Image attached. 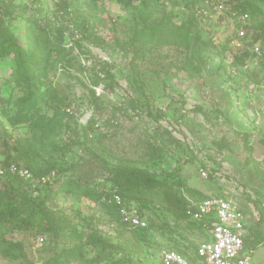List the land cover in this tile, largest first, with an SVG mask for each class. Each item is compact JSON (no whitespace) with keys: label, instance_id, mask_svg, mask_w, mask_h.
I'll return each instance as SVG.
<instances>
[{"label":"rangeland","instance_id":"obj_1","mask_svg":"<svg viewBox=\"0 0 264 264\" xmlns=\"http://www.w3.org/2000/svg\"><path fill=\"white\" fill-rule=\"evenodd\" d=\"M12 1L15 5L28 3L32 8L38 5L35 0ZM162 1L173 3V0H152ZM56 2L49 0V24L43 23L39 33L52 48L41 76L66 98L68 130L64 129L57 138L60 153L49 149L40 165L44 169L55 165L56 170L46 177L49 178L46 184L35 182L26 194L40 199L51 194L52 200L47 205L59 219L57 233L51 226H45L48 231L36 228L24 232L6 227L5 237L23 241L28 257L35 264H55L58 255L74 246L70 241L73 230L84 233L85 260L69 261L63 257L62 264H161L164 247L191 248L193 243L200 242L202 238L196 231L172 218L162 201L163 188L149 195L148 208L136 205L138 214L149 225L146 230L123 227L100 204L79 200L73 194L57 193L56 181L75 180L80 174L86 176L85 182L90 181L92 188L104 194L117 189L108 169L119 158L132 160L136 167L166 181L176 193L181 191L177 185L180 180L206 196L230 198L246 210L250 223H255L257 215L248 205L246 195L258 201L264 213L262 63L248 56L244 65L228 70L219 48L185 52L173 44L169 35H158L144 44L135 41L142 24L134 10L143 9L142 1L127 7L117 0H80L75 5L89 10V31L85 34L66 16L54 14ZM171 8L176 13L173 25H179L187 15ZM254 20L256 25L264 22V2ZM214 23L215 42L222 45L234 33L236 21L222 15ZM7 27L27 46L21 18L11 20ZM256 45L260 51L257 59L264 57L261 43ZM59 47L65 49L62 56L57 55ZM132 61L140 75L133 71ZM183 65L195 75L194 79L185 71L176 70L175 67ZM15 69L11 58L0 62V132L10 137V145L31 138L27 125L10 124V118L17 113L14 103L22 95ZM254 71H260L259 85ZM147 104L154 115L161 113L159 124L150 119ZM196 106L202 107L203 112H195ZM43 113L53 114L47 107ZM168 133L179 144H169ZM244 135L252 152L245 147ZM223 141L227 145L222 150L218 144ZM2 143L0 166L9 151ZM247 157L251 163H245ZM256 166L262 176L257 175ZM202 170L207 179L202 177ZM5 182L4 177L0 178V190ZM253 263L264 264V243L255 251ZM0 264L26 262L0 256Z\"/></svg>","mask_w":264,"mask_h":264},{"label":"trees","instance_id":"obj_2","mask_svg":"<svg viewBox=\"0 0 264 264\" xmlns=\"http://www.w3.org/2000/svg\"><path fill=\"white\" fill-rule=\"evenodd\" d=\"M35 1L38 5L32 8L28 3L15 5L12 0H0V62L7 58L14 60L16 68L15 80L22 88V95L14 103L17 107V113L10 118V124L12 127L25 124L31 134L30 139L18 140L14 145H10L8 142L10 137L2 135L0 132V142H3L2 144L9 148L7 157L1 167L5 169H8L11 165H16L19 168L23 167L30 170L35 179H41L51 175L54 172L52 170H56L54 169L55 165L47 169L40 167V165L43 162L44 154L49 149L54 151L55 154L60 153L61 149L57 138L61 136L64 129L65 132L68 130L67 122H65L67 114L64 112L68 108V104L66 98L61 95L58 89L51 83H47L46 79L41 76L43 74L42 69L51 54L52 48H50L48 41L42 38L39 33H41L43 23H45L44 25L49 24L48 16L50 15V10L48 6L49 0ZM79 1L57 0L55 5L58 8L54 11V14L60 15L62 18L66 16L71 23L81 27L85 34L89 31V18L87 16L89 10L87 12V9L77 7L75 3H79ZM117 1L127 7L131 6L135 1H142L143 9L134 10L142 24V29L135 34V41L144 44L146 41H152L158 35L160 37L169 35L168 38L172 40L173 44L185 52L194 48H219V53L223 57L224 64L228 66V70L236 65H244V60L248 56L255 57L257 62H261L262 70H264V57H258L257 59L256 53L252 51L254 42L261 43L262 48H264V22L256 25L254 20L264 0H239L240 4L235 5V11L238 14L242 12L249 14L250 23L246 26V29L247 34L254 41L253 43L249 42L242 50L234 49L231 46V39L235 33L228 37L224 44L217 45L215 42L216 33L213 32L215 26L204 24L193 15L192 10L204 0H173V3L167 1L153 3L152 0ZM171 7L182 10L187 15L186 19L179 25H173V17L176 13L170 11ZM157 14L158 16L154 18ZM19 18L25 24L27 46L22 45L7 27L11 20ZM232 18L236 20L237 17ZM63 53H65V49L60 48L57 55L62 56ZM131 65L135 74L140 75L141 73L136 63L132 61ZM175 68L179 72L185 71L190 78H195V75L188 71L186 65ZM253 75V77H256V83L258 85L261 84L260 71H254ZM139 90L145 94L141 86H139ZM45 107L52 111L53 114L43 113ZM147 110L150 119L155 124H159L161 113L158 112L154 115L150 111L148 104ZM193 110L199 113L203 112L200 106H196ZM167 136L169 144H179V141L169 133ZM244 137H246L244 139L245 147L252 152L253 149L249 146L247 135H244ZM86 139L89 140L88 137ZM224 142L218 144L222 150L224 149L223 145H227ZM262 144H264V139ZM12 152L15 154L11 155ZM245 163H251L250 157H247ZM257 166L255 168L256 173L258 176H262L263 174ZM108 170L112 174L114 186L127 205L134 203L137 206L148 208L147 199L149 195L159 188H163L162 201L167 206L172 218L177 222H185L188 229L196 231L202 238L200 242L193 243L191 248L164 247L163 249L178 251L188 260L194 261L199 247L202 243L208 242L210 236L200 224L188 217L187 211L190 203L187 197L198 202L210 196H206L198 189L187 186L180 180L177 185L181 188V191L176 193L166 181L157 178L146 169L136 167L134 162L129 159L119 158L115 165ZM4 178L6 179L5 187L0 190V256L11 261L24 260L26 264H35L28 257L23 241H14L5 237V228L9 227L13 231L20 232L32 231L36 228L48 231L45 226H51L53 231L57 233L56 226L59 219L47 205V201L52 200L51 194H48L46 199L32 198L26 194L32 188V184L29 181L8 171ZM85 181L86 176L84 174H80L75 180H58L56 181L59 182L57 193L73 194L79 200L85 199L102 205L106 212L115 215L125 228L133 230H146L149 228L148 224L146 228H130L124 224L117 207L109 204L104 199V193L92 188L90 181ZM246 200L257 217L255 223L248 222L249 235L245 239V244L256 251L264 243V213L259 208L258 201L253 200L249 195H246ZM242 210L247 214L246 210ZM83 240L84 233L73 230L70 241L74 243V246L68 252L58 255V258L54 259V263L62 264L60 259L63 257H67L69 261H84L83 246L86 243ZM46 264H52V262Z\"/></svg>","mask_w":264,"mask_h":264},{"label":"built area","instance_id":"obj_3","mask_svg":"<svg viewBox=\"0 0 264 264\" xmlns=\"http://www.w3.org/2000/svg\"><path fill=\"white\" fill-rule=\"evenodd\" d=\"M240 4L239 0H204L199 6L192 10L193 15L202 23L213 25L220 16L229 15L236 18V26L231 46L234 49L242 50L249 42H254L247 34L246 26L250 23L247 13L238 14L235 5ZM238 15V16H237ZM258 43L253 44L252 51L260 54ZM234 75L236 72L234 71ZM9 173L29 181L34 186L35 182L46 184L49 178L42 177L35 179L32 172L26 168H19L11 165L8 169L0 166V178ZM202 177L208 178L207 173L202 170ZM104 199L111 205L117 207L121 220L130 228H146L144 221L134 203H127L121 198L117 189L108 191ZM190 203L187 211L188 217L202 226L210 236L208 242L201 244L194 261L188 260L180 252L163 249L160 254L161 264H254L253 257L255 250L245 244L249 235V216L232 199L226 197L210 196L202 201H195L187 197Z\"/></svg>","mask_w":264,"mask_h":264},{"label":"crops","instance_id":"obj_4","mask_svg":"<svg viewBox=\"0 0 264 264\" xmlns=\"http://www.w3.org/2000/svg\"><path fill=\"white\" fill-rule=\"evenodd\" d=\"M263 230H264V228H263Z\"/></svg>","mask_w":264,"mask_h":264}]
</instances>
